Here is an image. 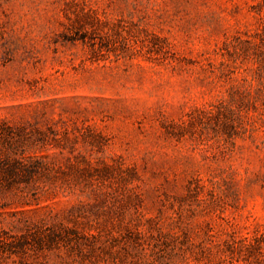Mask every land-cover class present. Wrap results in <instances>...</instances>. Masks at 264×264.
<instances>
[{"label": "rangeland", "instance_id": "1", "mask_svg": "<svg viewBox=\"0 0 264 264\" xmlns=\"http://www.w3.org/2000/svg\"><path fill=\"white\" fill-rule=\"evenodd\" d=\"M0 264H264V0H0Z\"/></svg>", "mask_w": 264, "mask_h": 264}, {"label": "trees", "instance_id": "2", "mask_svg": "<svg viewBox=\"0 0 264 264\" xmlns=\"http://www.w3.org/2000/svg\"><path fill=\"white\" fill-rule=\"evenodd\" d=\"M16 167L18 168L19 171L22 172V174L24 176H27L28 174H30V168L27 165H25V163H22L19 166L6 168V170H5L6 174H16V171H17ZM57 235H58L59 239H62V240L65 239L61 235H59V234H57ZM244 239L249 240V237L248 236H244ZM175 253H177V252H175Z\"/></svg>", "mask_w": 264, "mask_h": 264}]
</instances>
